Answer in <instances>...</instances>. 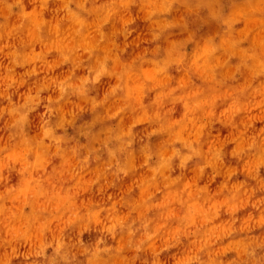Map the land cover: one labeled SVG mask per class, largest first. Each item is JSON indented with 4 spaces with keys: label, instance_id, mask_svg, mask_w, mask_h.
I'll list each match as a JSON object with an SVG mask.
<instances>
[{
    "label": "rangeland",
    "instance_id": "rangeland-1",
    "mask_svg": "<svg viewBox=\"0 0 264 264\" xmlns=\"http://www.w3.org/2000/svg\"><path fill=\"white\" fill-rule=\"evenodd\" d=\"M0 264H264V0H0Z\"/></svg>",
    "mask_w": 264,
    "mask_h": 264
}]
</instances>
